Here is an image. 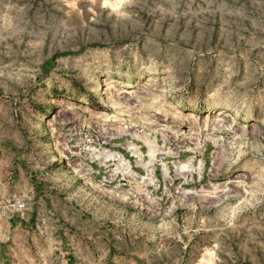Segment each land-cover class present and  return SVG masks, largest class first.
<instances>
[{
  "label": "rangeland",
  "instance_id": "rangeland-1",
  "mask_svg": "<svg viewBox=\"0 0 264 264\" xmlns=\"http://www.w3.org/2000/svg\"><path fill=\"white\" fill-rule=\"evenodd\" d=\"M0 264H264V0H0Z\"/></svg>",
  "mask_w": 264,
  "mask_h": 264
},
{
  "label": "bare ground",
  "instance_id": "bare-ground-1",
  "mask_svg": "<svg viewBox=\"0 0 264 264\" xmlns=\"http://www.w3.org/2000/svg\"><path fill=\"white\" fill-rule=\"evenodd\" d=\"M150 79V78H149ZM154 83V82H153ZM107 85V84H106ZM109 85V84H108ZM111 85V84H110ZM123 85V84H122ZM126 85V84H125ZM124 85V86H125ZM149 87V86H148ZM108 88H110V87H108ZM124 89H121V90H118L120 93L119 94H122V96L123 97H125V98H129L130 99V97L133 95V92L131 91V89L129 90L128 88H129V86H125V87H123ZM105 89H106V87H105ZM111 89V88H110ZM135 91V90H134ZM140 91V90H139ZM113 92V91H112ZM115 92V91H114ZM117 92V91H116ZM136 92V91H135ZM137 93V92H136ZM135 93V94H136ZM134 94V95H135ZM137 95V94H136ZM113 96V95H112ZM118 96V95H117ZM138 96V95H137ZM120 97V96H119ZM110 99V98H109ZM124 99V98H123ZM134 100H135V97H134ZM154 100V99H153ZM128 101H130V100H128ZM140 101V100H139ZM145 102V101H144ZM147 103V102H146ZM138 106V105H137ZM150 106V105H149ZM160 107V106H159ZM138 108V107H137ZM146 108V107H145ZM157 108V107H156ZM117 110V109H116ZM146 110V109H145ZM160 110V109H159ZM131 111V110H130ZM150 112V111H149ZM154 112V111H153ZM157 112H159V111H157ZM126 113V112H125ZM142 113V112H141ZM165 113V112H164ZM163 114V113H162ZM152 115H153V113H152ZM113 116V115H112ZM111 116V117H112ZM158 116V115H157ZM163 116V115H162ZM108 116H104L103 118H106L107 120H108V118H107ZM149 117H150V115H149ZM228 117H229V115L226 113V114H223V113H221V112H218L217 114H216V116H215V119H214V122H215V127H218V128H221V126H223L224 124H226V122H227V120H228ZM120 118V117H119ZM118 118V119H119ZM98 119H100L99 117H98ZM112 119V118H111ZM117 119V118H116ZM155 119V118H154ZM106 120V121H107ZM131 120V119H130ZM142 120V119H141ZM138 121V120H137ZM170 121V120H169ZM116 122V121H115ZM140 122V121H139ZM143 122V121H142ZM146 122V121H145ZM163 123V122H162ZM165 123V122H164ZM153 124V123H152ZM165 124H167V123H165ZM115 125V124H114ZM130 125V124H129ZM136 125V123L134 124V128L136 127L135 126ZM169 125H170V123H169ZM118 126L120 127V125L118 124ZM149 126V125H148ZM162 127H164L163 125H161ZM103 127V126H102ZM117 126H115V128H116ZM118 127V128H119ZM140 127V126H139ZM105 128V127H104ZM123 128V127H122ZM133 127H128V128H126V130H125V132H128L129 134H131V135H135L136 133H137V131L134 129ZM148 128V127H147ZM151 128V127H150ZM166 128V127H165ZM211 128V127H210ZM218 128H216V129H218ZM224 128V127H223ZM117 129V128H116ZM152 129V128H151ZM169 129V128H168ZM168 129H166V130H168ZM106 130V129H105ZM110 130H114V129H110ZM150 130V129H149ZM153 130V129H152ZM152 130H150V131H152ZM155 130V129H154ZM210 130V129H209ZM115 131V130H114ZM113 131V132H114ZM183 131V130H182ZM119 132V131H118ZM155 132V131H154ZM153 132V133H154ZM161 132V131H160ZM109 133V132H108ZM139 133V132H138ZM163 133V132H162ZM169 133V132H168ZM187 133V132H186ZM190 134H191V132H189ZM188 133V134H189ZM115 134H117V132L115 133ZM238 134V133H237ZM152 135V134H151ZM164 135H165V133H164ZM168 135V134H167ZM187 135V134H186ZM105 136H107V135H105ZM141 136H142V134H141ZM140 136V137H141ZM147 136H149V135H147ZM161 136V135H160ZM166 136V135H165ZM170 136H171V134H170ZM185 136V135H184ZM189 136V135H188ZM139 137V138H140ZM132 138V137H131ZM136 138V137H135ZM138 138V139H139ZM141 139V138H140ZM144 139V138H143ZM167 139V138H166ZM136 140H137V138H136ZM148 140V139H147ZM188 140V139H187ZM194 140V139H193ZM144 141V140H143ZM141 142H142V140H141ZM143 143V142H142ZM147 143H149V142H147ZM145 145V144H144ZM147 145V144H146ZM149 145V144H148ZM150 147V146H149ZM154 146H152V148H153ZM126 148L127 149H130V150H132V148H131V145L130 144H126ZM135 150V149H134ZM137 152V151H136ZM135 152V153H136ZM154 152H155V150H154ZM159 152V151H158ZM172 152V151H171ZM134 153V154H135ZM138 153V152H137ZM136 153V154H137ZM160 154V153H159ZM151 155V154H150ZM136 156H139L138 154L136 155ZM104 157V156H103ZM102 157V158H103ZM160 157V156H159ZM138 158V157H137ZM136 158V159H137ZM149 158V157H148ZM104 159H105V157H104ZM150 159V158H149ZM140 161V160H139ZM173 162V161H172ZM118 165V164H117ZM187 165V164H186ZM178 170H181V169H183V167H184V165H183V163H178ZM75 168V167H74ZM124 168V167H123ZM184 171H185V169H184ZM138 180V179H137ZM219 186V185H218ZM218 188V187H217ZM221 192L223 191V190H220ZM218 194V193H217ZM217 199V198H216Z\"/></svg>",
  "mask_w": 264,
  "mask_h": 264
},
{
  "label": "built area",
  "instance_id": "built-area-1",
  "mask_svg": "<svg viewBox=\"0 0 264 264\" xmlns=\"http://www.w3.org/2000/svg\"><path fill=\"white\" fill-rule=\"evenodd\" d=\"M19 208H20V209H24V205H23V204L20 205Z\"/></svg>",
  "mask_w": 264,
  "mask_h": 264
}]
</instances>
